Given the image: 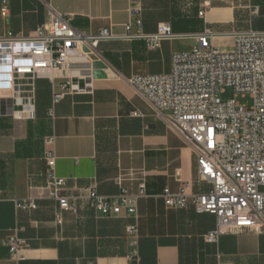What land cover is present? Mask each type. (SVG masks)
Instances as JSON below:
<instances>
[{
  "label": "crops",
  "instance_id": "0c3cea01",
  "mask_svg": "<svg viewBox=\"0 0 264 264\" xmlns=\"http://www.w3.org/2000/svg\"><path fill=\"white\" fill-rule=\"evenodd\" d=\"M9 15H0L3 34H28L49 26L54 13L73 15V25L84 33L109 28L117 38L102 41L99 51L116 76L94 78L91 63L73 66L69 75L77 86L56 105L55 119L47 115L53 90L67 71L56 73L53 86L45 76L34 81L36 118L14 120L8 115L12 99L0 100V264H264V232L227 231L216 243L205 236L216 228V217L188 209L168 208L162 192H177L183 184L199 194L211 185L196 175L192 149L141 97L129 78L136 74L169 72L171 56L161 63L159 50L146 39H125L130 22V0H8ZM142 30L156 33L169 23L179 39H193L206 30L215 46L233 48L234 34L264 31V0H139ZM1 7V1H0ZM204 12L202 16L200 13ZM245 18L243 27L225 28ZM21 98L32 94V82L21 79ZM17 101V99H16ZM56 135L57 173L67 179L66 193L86 196L94 189L113 196L125 186L138 190L147 182L138 215L126 212L105 216L86 198L77 212L62 211L44 191L45 136ZM33 199L35 209H18L16 202ZM136 225L137 237L129 226ZM21 237L26 246L21 259L12 257L7 242ZM134 250L138 256L133 257Z\"/></svg>",
  "mask_w": 264,
  "mask_h": 264
},
{
  "label": "built area",
  "instance_id": "2783aa9c",
  "mask_svg": "<svg viewBox=\"0 0 264 264\" xmlns=\"http://www.w3.org/2000/svg\"><path fill=\"white\" fill-rule=\"evenodd\" d=\"M0 15H9V1L0 0ZM139 0H130L131 20L125 25V39H146L155 49L162 40L185 37L175 34L169 23L158 25L154 34L142 30ZM202 16L204 12L200 13ZM73 15L54 13L49 26L39 27L28 34H3L0 31V100L12 99L8 115L14 120L36 118L34 81L41 76L51 80L58 71H67L66 79L53 90L47 115L54 120L55 107L68 90L76 87L77 80L68 73L82 63L105 59L99 51L102 41L117 38L109 28L96 33H84L73 23ZM214 33L206 30L198 34L191 49L175 51L171 56L169 72L136 74L128 80L164 123L192 149L196 158V175L200 182L211 185L203 193L193 194L183 184L174 192L165 187L162 192L168 208L188 209L216 217V228L205 239L216 243L227 231L264 232V31L248 30L234 34L233 48L223 51L214 45ZM85 48L88 51H85ZM32 82V94L21 98V79ZM232 87L235 97L223 100L221 93ZM249 95L253 104L236 101L237 96ZM17 99V101H16ZM46 184L44 191L57 202L62 211L77 212L84 196L66 193L67 179L57 173L56 135L44 137ZM1 191V190H0ZM147 197V182L139 179L138 190L122 186L118 194L105 196L94 189L84 197L90 206L105 216L124 212L138 215L140 199ZM18 209H35L36 202H16ZM129 233L137 237L136 225ZM12 257L21 259L20 251L26 246L18 235L7 242ZM134 258L138 250H134ZM230 264V263H220Z\"/></svg>",
  "mask_w": 264,
  "mask_h": 264
},
{
  "label": "rangeland",
  "instance_id": "374dc122",
  "mask_svg": "<svg viewBox=\"0 0 264 264\" xmlns=\"http://www.w3.org/2000/svg\"><path fill=\"white\" fill-rule=\"evenodd\" d=\"M245 20L246 19L243 17H238L236 24H225L224 27L228 29L233 28V27H236V28L243 27ZM195 45L196 43L193 39H178L177 41L166 42L164 44V48H161L159 50V54L162 59L161 63H164V60L170 57V54L173 48H176L177 50L182 51V50L191 49ZM220 97L223 100H227V99L235 97L233 88L226 87L225 92L221 93ZM236 101H238L241 104L247 105V106H251L253 104V100L249 95H245V96L239 95L236 97Z\"/></svg>",
  "mask_w": 264,
  "mask_h": 264
},
{
  "label": "water",
  "instance_id": "95a60500",
  "mask_svg": "<svg viewBox=\"0 0 264 264\" xmlns=\"http://www.w3.org/2000/svg\"><path fill=\"white\" fill-rule=\"evenodd\" d=\"M85 51H88V49L85 48ZM91 58L93 62L91 64L90 70L94 78H108L116 76V74L111 69H109L103 61L98 60L95 55H91Z\"/></svg>",
  "mask_w": 264,
  "mask_h": 264
}]
</instances>
